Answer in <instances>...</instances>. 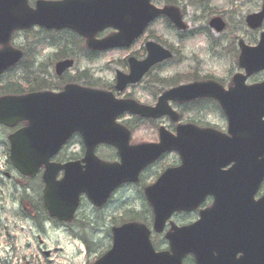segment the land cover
Masks as SVG:
<instances>
[{
    "label": "water",
    "instance_id": "1",
    "mask_svg": "<svg viewBox=\"0 0 264 264\" xmlns=\"http://www.w3.org/2000/svg\"><path fill=\"white\" fill-rule=\"evenodd\" d=\"M169 17L184 29L177 10H159L151 0H66L39 3L36 11L28 0H0V79L4 72L23 57L8 48L15 31L34 26L73 29L90 40L89 47L109 50L130 46L146 27L159 16ZM249 27L256 30L264 23V8L249 16ZM219 32L224 23L211 24ZM106 28L119 31L102 42L96 34ZM144 62L130 60V75L118 72L117 91L137 84L155 65L172 54L156 45H147ZM241 66L248 75L264 70V34L258 48L242 45ZM74 65L72 61L57 65L58 75ZM244 79H235L236 88L225 92L216 84H193L164 94L157 108L117 101L108 92L68 86L62 94L38 93L23 97L0 98V124L14 127L27 122L28 127L10 137L11 161L23 175L34 177L44 166L45 204L52 217L71 221L79 207L80 196L102 206L123 183L136 181L141 170L163 153L177 150L183 167L169 172L156 186L147 190L156 214L155 230L162 232L176 211L195 209L207 195L215 197V206L202 213L201 220L187 228H176L167 236L171 253H156L145 226L129 224L115 229L111 252L96 264H182L186 255L194 254L197 264H264V198L255 202L264 180V84L247 88ZM201 98L218 100L226 113L230 138L214 131L180 127L178 137L161 130L159 145L130 146V133L116 124L126 112L147 118L170 116L177 119L169 101L190 102ZM74 133H79L86 147L83 162L55 165L56 156ZM100 144L116 147L120 165H108L95 156ZM235 163L228 173L227 165ZM64 171V179L57 175ZM238 255H242L238 259Z\"/></svg>",
    "mask_w": 264,
    "mask_h": 264
},
{
    "label": "flooded vegetation",
    "instance_id": "2",
    "mask_svg": "<svg viewBox=\"0 0 264 264\" xmlns=\"http://www.w3.org/2000/svg\"><path fill=\"white\" fill-rule=\"evenodd\" d=\"M66 0H28V6L31 10L35 11L38 8L39 3H60ZM162 2L163 4L160 5L159 3ZM188 6H191L195 8L196 10L200 9L201 5H205L206 3L203 0H197L198 5L195 6L193 4V0H187L186 1ZM167 3H170V7H177L180 10V14L182 17V21L187 25L185 31L178 30L171 22L165 17H160L155 22L150 24L143 35L133 41L130 47L127 48H120L115 50H93L89 48V41L85 37L81 36L79 33L73 30L69 29H63V30H47L41 27H34L28 31L24 32H18L13 36V39L11 41V45L14 49H20L24 52L26 58H29V60H32L34 62H42V61H51L53 63V67L47 69L46 71H40L42 74V80L46 81L47 78H51L49 82L53 84L52 91L56 93H60L65 89V86L70 81H74L70 77H68L71 73V71L65 72L61 77H58L55 72V65L58 62L66 61V60H72L75 62V65L80 62H89L93 63L99 60H102L103 58L112 55L114 53L117 54H123L124 57L121 60H117L118 62L124 63L126 73L129 72V60L130 58H135L138 61H144L148 57V51H147V44L149 42H155L158 45L162 46L164 49L168 50L172 53V59L166 60L163 63H160L156 65L149 73L146 74V76L143 78V80L137 85H144L147 84V87L151 90H155V94H153L154 100L149 103H143L139 102L143 105L152 106L155 107L161 95H163L167 90H170L172 88H175L177 86L183 85V84H192V83H204V82H213L221 87H223L224 90L229 91L235 86V77L236 76H246V85L248 87L261 85L264 83V71L254 73L250 76L246 73L245 69H243L240 66V42L243 40L246 45L248 46H256L259 43L262 31H256L249 29L246 20H245V30L242 32L241 26H235L231 27L229 24L225 21L224 18H222L225 22V30L218 34L219 37L223 39V43H228L227 46H224L225 51L227 50L229 55H234V62H235V71L230 73L229 78H215L213 76H207L204 78L200 77H193L192 75H185V74H175L171 76H166L165 72L161 70L163 67H165L167 64L173 62L176 58H182L181 56V48L177 45L179 44V41L182 43V38L189 37L194 34V32L189 28L188 24H186V17L184 15L185 8L181 6V3H179L180 6H177V0H152V4L156 5L158 7L164 8L168 5ZM264 4V0H263ZM205 8L203 6L202 10ZM263 6H261L260 11L262 10ZM216 18V17H214ZM212 20V19H211ZM210 20V22H211ZM165 21L166 24L171 28L173 32H175V39L177 44H172L173 46H170L167 44V42L163 41L160 36H158L157 32L155 31V27L160 24V22ZM209 22V27H210ZM212 30V29H211ZM115 34H118L117 31H115L112 28H106L99 32L95 36V41H103ZM25 37L26 44L25 46H18L17 40ZM174 36V35H173ZM178 36L179 38H177ZM198 36V35H197ZM41 37V38H39ZM38 40V41H37ZM40 59L41 61H38ZM160 69V70H159ZM159 70V71H157ZM15 71L12 70V72ZM53 78V79H52ZM68 82L65 84V82ZM136 86V87H137ZM146 87V88H147ZM134 88V87H133ZM132 89V88H131ZM154 92V91H153ZM151 92V93H153ZM119 97V96H118ZM120 98V97H119ZM129 98V97H126ZM130 99V98H129ZM133 99V98H131ZM136 100V99H135ZM170 106L174 111H176L179 115L178 121H172L170 118H162L160 120H151V119H144L139 117H133L129 114L124 115L120 119V124L126 127L131 133L132 138L134 135L139 131V127L144 124H149L152 126V128L156 131L158 141L153 143H158L160 138V129L164 127L168 132L172 133L174 136H177V131L180 126H195L198 129L201 130H207L212 129L219 133H222L224 135L228 134V119L225 115V113L222 110V107L220 103L212 98H202L198 99L196 101H192L189 103H180V102H172L170 103ZM217 109V111L221 115L220 120L223 125H219L218 123H215V116L211 115L208 110ZM26 127V124L18 125L15 129H9L7 127H4L0 125V139L5 138V140H0V148H3V154H0V157H6L7 162H5L6 166L5 168L10 172L14 173V171L11 163L8 160V157L10 158V142L9 138L11 135L16 133L18 130H21ZM80 146L81 148V154H76L72 149L74 147ZM100 150H103L104 152L108 153V156H114L113 152L110 150L115 151V149L102 145L97 148V154ZM109 151V152H108ZM84 148L82 146V141L80 135H75L70 142L66 145V147L61 151V153L58 155V158L63 157L64 159L71 157V156H82L84 153ZM75 153V154H74ZM174 157L175 160L171 161L170 164L164 166L161 170L159 168V165L165 161L168 158ZM181 165V158L180 155L177 152H171L162 157L158 162H156L153 166L147 168L140 176L139 182L135 184H129L122 186L112 197L110 202L107 204V208L112 204L111 202L113 199L116 198V195L125 190L126 188H134L137 186H144L143 188L155 184L160 177L163 175V173L172 168L176 169ZM230 168V167H229ZM229 168L225 169L229 170ZM10 173H7V176L10 181H14L13 186L14 190L17 193V196L21 195V198L18 200V205L22 210L21 217L22 222L28 226V229L30 231L29 238L30 239H41V243L37 246V251L42 253L46 260L51 259L53 257V252L47 251L45 243L42 241V238L47 236V233L49 229L54 230L55 232L61 233L63 235L71 236V238H75L76 240H79L82 244V246L85 249L86 252V260L88 264H95L99 259H101L105 254H107L114 245V227H120L124 224H127V213L124 212L122 216H120V219L115 221L116 219L112 220V214L110 215L111 219V225L109 230H100L98 229L99 221L102 219H94L91 216H88L87 210H82L84 205L86 204L89 206V208H92V205L87 202L85 198L82 199V203L80 206V209L72 223H65L61 222L58 219L52 218L47 209L44 202V189L45 184L43 182V172H41L35 179L30 178H23L20 177L19 181H17V178H14L10 175ZM153 176L155 178V181L152 183H146L147 180H150L149 176ZM157 176V177H156ZM62 174L60 175L59 179H61ZM141 190V189H140ZM0 192L1 197L5 195L4 190H2L0 185ZM22 192V193H21ZM143 195L144 198V193ZM264 196V183L257 195V198H262ZM214 198L213 197H207L203 205L193 211V212H180L174 214L172 217V220L169 222V224L166 227V230L162 235H157L155 233H152V244L156 251H166L167 250V242H166V236L171 232L172 226L178 225L180 227L189 226L193 223L197 222L200 219V215L202 211L210 209L214 205ZM148 205V204H147ZM148 216L150 227L154 223V213L152 209L148 205ZM95 212H99L103 209H97L93 207ZM81 211H83V215L81 214ZM126 211V210H125ZM144 211V209H143ZM142 211V212H143ZM15 212V211H14ZM124 216V217H123ZM143 214H137L138 218H142ZM15 218V217H14ZM105 219V218H104ZM143 220H145L143 218ZM144 222V221H143ZM88 235V236H87ZM30 245V244H28ZM105 246V251L101 252V248ZM28 264V263H25ZM183 264H197L196 258L193 255H188L183 260Z\"/></svg>",
    "mask_w": 264,
    "mask_h": 264
},
{
    "label": "rangeland",
    "instance_id": "3",
    "mask_svg": "<svg viewBox=\"0 0 264 264\" xmlns=\"http://www.w3.org/2000/svg\"><path fill=\"white\" fill-rule=\"evenodd\" d=\"M186 1L187 0H177L176 5L180 6L179 3H181V6L185 8V22L194 32L191 38H182L181 41L183 42L181 43L179 41V44H177L175 32L171 30L165 21L160 22V24L155 27V31L163 41L167 42L170 46H173L172 44H177L181 48L182 58H176L161 70L166 73V76L185 74L187 76L192 75L193 77L200 78L207 76L224 79L229 78L230 73L235 71L234 55H229L227 50L225 51L224 46H227L228 43H223V39L211 30L209 22L214 17H222L231 27L240 25L243 32V30L247 28L244 27L246 18L260 11L261 6H263V0H203L206 4L201 5L198 10L188 6ZM159 4L162 5L163 3L160 2ZM193 4L197 6V0H193ZM203 6H205V8L202 10ZM262 31H264V27ZM176 37L179 38L178 36ZM25 40L24 36L20 40L18 39L17 45L25 46ZM123 57V54L114 53L93 63L80 61L76 64L75 69L71 71L68 77L74 81L85 80L84 82H80L83 86L92 84L94 88H111L115 85L116 72L119 70L126 72V65L117 61L121 60ZM38 61L41 60L38 59ZM29 62V64H32V60H29ZM37 65L38 71H46L53 67L51 61L37 62ZM23 76L24 72L21 70L8 74L2 81L1 88L14 82H17L18 85L21 86V79ZM50 80L51 78H47L45 82L46 87L53 86V84L49 82ZM40 83L39 81V83L33 85L35 87L42 86ZM146 87L147 84L132 89L130 88L121 97H131L143 103L152 102L154 100L153 94H155L156 89L151 90ZM213 111L214 112L208 110L211 115L215 116V123L223 125V123L218 120L221 119L220 113L217 109H213ZM138 130L139 131L133 137V144H145L158 141L157 133L151 125L146 123L141 125ZM0 140L3 141L5 138L3 137ZM72 150L76 152V154H81L80 146L74 147ZM110 151L115 153L113 150ZM0 154H3V148H0ZM98 155L105 161L118 162L117 157L115 159H109L108 153L103 150H100ZM70 158L71 157H69L67 161H69ZM173 160H175L174 157L163 161L159 165V168H157V171L170 164ZM5 162H7V158L3 156L0 157V176H2L0 177V185L5 192L3 197H1L0 192V264H88L85 249L79 240L71 238L70 235L67 236L55 232L52 229H49L47 236L42 238V241L45 243L47 251L53 252V257L46 260L43 254L37 251L36 248L38 244L41 243V239L29 238L30 231L28 226L22 222V210L17 206L21 195L17 196L13 186L14 181H10L7 176V173L10 172L5 168ZM10 175L17 177L16 173H10ZM18 177L17 181H19ZM149 178L150 180H147L146 183L155 181L153 176L150 175ZM143 187L144 186L126 188L116 195V198L113 199L111 202L112 204L108 208L99 212H95L93 206L89 208L86 204L82 210H87L86 214L94 219H102L99 221L98 226L100 230L110 229L111 214L114 216L112 220L116 219L115 221H117L124 212H128L127 216H125L127 218H129V215H139L142 213L143 217H141L149 222L150 216H148V219L146 218L148 215L147 203L146 200L143 199V195L141 196V192L143 194L146 188ZM83 211H81L82 215L84 213ZM103 251H105V246L101 248V252Z\"/></svg>",
    "mask_w": 264,
    "mask_h": 264
},
{
    "label": "trees",
    "instance_id": "4",
    "mask_svg": "<svg viewBox=\"0 0 264 264\" xmlns=\"http://www.w3.org/2000/svg\"><path fill=\"white\" fill-rule=\"evenodd\" d=\"M30 62L29 61H24L22 64H21V68H23L22 71H24V77L25 79H28V76H31L33 78H35V73L32 72V68L31 66L33 64H29ZM31 65V66H30ZM27 88V90H26ZM39 89V86H34L33 88H31L30 86H27V85H22V86H14V87H9L8 91L6 92H9L10 94H23L24 92L26 91H32V90H37Z\"/></svg>",
    "mask_w": 264,
    "mask_h": 264
}]
</instances>
